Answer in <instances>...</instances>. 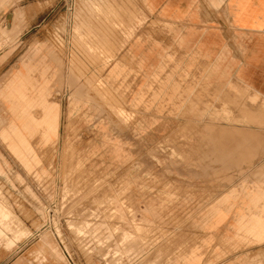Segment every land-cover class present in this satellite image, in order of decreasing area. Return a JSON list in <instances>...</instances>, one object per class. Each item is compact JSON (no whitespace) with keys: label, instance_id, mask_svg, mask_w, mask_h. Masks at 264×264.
<instances>
[{"label":"rangeland","instance_id":"374dc122","mask_svg":"<svg viewBox=\"0 0 264 264\" xmlns=\"http://www.w3.org/2000/svg\"><path fill=\"white\" fill-rule=\"evenodd\" d=\"M165 38L143 0H0V92L27 66L60 113L31 168L0 139V264H264V237L233 228L264 190V93Z\"/></svg>","mask_w":264,"mask_h":264},{"label":"crops","instance_id":"0c3cea01","mask_svg":"<svg viewBox=\"0 0 264 264\" xmlns=\"http://www.w3.org/2000/svg\"><path fill=\"white\" fill-rule=\"evenodd\" d=\"M143 2L153 18L172 30L173 39L165 38L164 43L173 42L180 50L203 61L212 75L235 77L246 88L251 87L249 78H253L254 87L264 93V0ZM9 14H6V18ZM230 46H237V49L233 47L232 50ZM148 52L153 62L161 60V52ZM30 72L27 66L20 67L0 92V98L10 115L5 128L0 132V139L26 168L39 162L30 143L31 139L39 135L42 144L54 143L58 137L60 116L58 106L47 98V86L36 88ZM34 110L40 111L39 117L35 116ZM254 189L245 193L251 204L249 207L254 212L248 219L238 216L233 228L259 242L264 237V231L256 204L264 196V190ZM235 192L231 191L230 194ZM148 210L143 214L148 215ZM207 215L205 228L214 231L224 224L228 213L221 207H214ZM126 236H129L127 240H135L132 234L126 232ZM173 264H203V260L198 252L190 250Z\"/></svg>","mask_w":264,"mask_h":264},{"label":"bare ground","instance_id":"6f19581e","mask_svg":"<svg viewBox=\"0 0 264 264\" xmlns=\"http://www.w3.org/2000/svg\"><path fill=\"white\" fill-rule=\"evenodd\" d=\"M111 58V57H110ZM101 99V98H100Z\"/></svg>","mask_w":264,"mask_h":264}]
</instances>
